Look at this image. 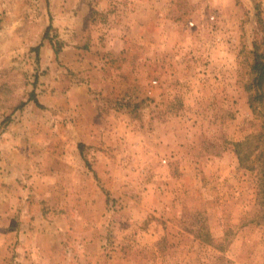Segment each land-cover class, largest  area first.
<instances>
[{
    "label": "rangeland",
    "instance_id": "obj_1",
    "mask_svg": "<svg viewBox=\"0 0 264 264\" xmlns=\"http://www.w3.org/2000/svg\"><path fill=\"white\" fill-rule=\"evenodd\" d=\"M258 58L264 0H0V191L37 263L264 264Z\"/></svg>",
    "mask_w": 264,
    "mask_h": 264
},
{
    "label": "crops",
    "instance_id": "obj_2",
    "mask_svg": "<svg viewBox=\"0 0 264 264\" xmlns=\"http://www.w3.org/2000/svg\"><path fill=\"white\" fill-rule=\"evenodd\" d=\"M87 99L92 102L89 95ZM19 190L16 188L14 191L13 189L0 191V264H9L15 252L18 255V264H39L36 261L38 255L35 252V242L44 239V235L48 236V234L43 231L44 235L39 234L36 222L33 223L34 228L31 226L32 221L25 212L29 203L19 199L22 193ZM19 210L22 212L20 213Z\"/></svg>",
    "mask_w": 264,
    "mask_h": 264
},
{
    "label": "trees",
    "instance_id": "obj_3",
    "mask_svg": "<svg viewBox=\"0 0 264 264\" xmlns=\"http://www.w3.org/2000/svg\"><path fill=\"white\" fill-rule=\"evenodd\" d=\"M259 59L260 58L256 59V62L254 65V71L257 73L254 82H255L256 87H258L259 89H262L264 87V63L260 61ZM252 108H253V104H252ZM243 144L244 143H240L237 146L240 147ZM237 153L241 158L242 155L240 151H237Z\"/></svg>",
    "mask_w": 264,
    "mask_h": 264
}]
</instances>
